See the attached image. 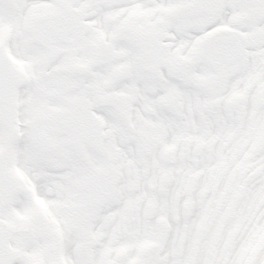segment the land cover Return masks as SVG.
I'll return each mask as SVG.
<instances>
[{
	"label": "snow or ice",
	"instance_id": "obj_1",
	"mask_svg": "<svg viewBox=\"0 0 264 264\" xmlns=\"http://www.w3.org/2000/svg\"><path fill=\"white\" fill-rule=\"evenodd\" d=\"M0 264H264V0H0Z\"/></svg>",
	"mask_w": 264,
	"mask_h": 264
}]
</instances>
